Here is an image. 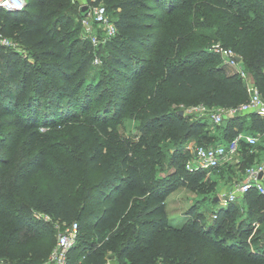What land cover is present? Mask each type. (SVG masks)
<instances>
[{
    "label": "trees",
    "instance_id": "1",
    "mask_svg": "<svg viewBox=\"0 0 264 264\" xmlns=\"http://www.w3.org/2000/svg\"><path fill=\"white\" fill-rule=\"evenodd\" d=\"M187 1L86 0L89 6L104 5L115 27L99 57L109 83L84 79L98 42L87 40L72 56L69 38L75 25L64 15L68 0H25L20 10L0 7V33L13 42L0 45V260H47L49 224L33 220L40 212L49 215L55 232L77 223L65 264H106L110 255L119 263L204 264L208 247L264 264V229L256 226L264 222V195L256 189L242 196V218L235 216V201L217 206L209 223L189 207L185 220L174 225L166 208L168 195L180 186L198 192L214 187V180L202 181L207 171L185 168L188 141L229 143L246 129L257 137L264 134V114L228 117L214 135L205 124L207 116L180 114L175 107H229L247 97L243 80L211 64L213 57L198 48L200 42L229 45L264 95V0ZM164 13L176 19L186 15L200 41L192 43L178 30L160 40L152 29ZM18 48L38 61L31 64ZM129 97L127 112L138 121L133 133L138 138L124 137L117 128ZM97 100L103 107L81 117ZM215 136L219 141L213 143ZM261 147L240 140V161L221 167L233 174L236 164L237 180L245 166L261 159L256 158ZM39 171L53 178L48 194L33 189L32 177ZM68 178L80 191L77 204L62 189Z\"/></svg>",
    "mask_w": 264,
    "mask_h": 264
},
{
    "label": "rangeland",
    "instance_id": "2",
    "mask_svg": "<svg viewBox=\"0 0 264 264\" xmlns=\"http://www.w3.org/2000/svg\"><path fill=\"white\" fill-rule=\"evenodd\" d=\"M70 5H69V9L64 11V15H70L71 19L74 22V27L70 30V44L73 47L72 50V56L73 58H76L81 50L83 49V45L85 42H87V40L91 41L92 36H96L98 38V44L93 45L94 49H93V53L94 56L92 58V60L89 61L88 66L85 70L84 73V79L87 81H98L99 79H102L104 82H108V76L107 73L105 72V67L102 63L99 62H95L94 61V57H97L100 60V55L102 54V49H103V41H104V35L101 31V29H99V27L97 26L96 23H91V30L85 31L84 30V24L82 23L81 19L79 18L78 15V10H79V6L81 4H85L87 3L86 0H68ZM198 3L196 0H188L187 3ZM202 4V2H201ZM207 5H210V3H208ZM211 6V5H210ZM182 7H178V9L174 12H180ZM174 13L172 14H163V17L160 19V22L158 24V26H154L152 29V32L154 33V35H162L160 40H166V38L171 34V36L173 35L174 31L178 30L181 31L183 33V35H186L189 37L190 41L192 43H195L196 41H200V35L198 33V31L192 29L191 27H189V25L186 23L187 21V16L184 14H181L180 19H176ZM88 15V14H87ZM167 28H172L173 30H171V32L167 31ZM177 32V31H176ZM11 40V39H10ZM12 41V40H11ZM69 41V40H68ZM67 41V43H68ZM159 41V39H158ZM13 43V42H12ZM215 45L221 46L223 48L226 49H231L229 47V45H223L221 44L219 41H212V42H200L198 48H202V50L206 53H210L211 56L213 57L211 60V64H216V65H221L224 68V71L226 73H230V71H232V67L225 65L224 63V58H223V54L215 49ZM232 50V49H231ZM18 53L20 55H22L23 57H25L27 59L28 62H30L31 64L36 63V61H38L39 58L34 57L31 53H27L26 50H22L20 48L17 49ZM234 51V50H232ZM251 77V76H250ZM253 81V79H251ZM253 83L255 84V82L253 81ZM107 92V91H106ZM105 92V94H106ZM261 92V91H260ZM263 93L261 92V95ZM264 95H262L263 101H264ZM131 97L128 98L127 102L125 103V105L123 106V108L121 109L120 115H119V123L117 125L118 130L120 131V133L127 138H138V136H133V133H137V124L138 121L136 120L135 116L133 114L128 113V108H129V103L131 101ZM104 102L97 100L94 101L93 103H91L89 109H86L84 112L81 113V117H85L90 115V113L94 110H99L100 108H102ZM189 104H184V103H178L175 105L176 108L178 109H182L183 111H185V109L188 107ZM189 115H192L190 113H188ZM264 114V109L260 112L257 113V116L261 117V115ZM204 120L206 121V126H208V130L213 133L214 135L218 133V127L220 125H222L227 119H223V121L219 124H215L214 122L211 121V119L205 117ZM42 130L45 127H40ZM246 131H248L249 134H254L250 129H246ZM255 135V134H254ZM148 137V135H147ZM165 141H168V139H166ZM211 142H218L219 139L217 138V136H215L214 139L210 140ZM166 143V142H165ZM170 143H167L168 146H170ZM173 144V143H172ZM257 144H259V146L261 147L260 150L258 151V153L256 154V158H263L264 157V134L263 136L258 137L257 139ZM159 146H162V144H159ZM170 151H173V147L171 146ZM1 151V149H0ZM256 152V151H255ZM245 154V153H244ZM15 156L17 157L18 155L15 154ZM240 161V160H239ZM165 167V165H164ZM167 167H169V165H167ZM231 167H234V172L233 174H231L230 171H228V169H225V167H220L219 170L217 169L216 171H211V172H204V176L202 178V181H206L208 182V180H214L215 183L213 184L214 187L213 189H209L203 192H198L195 189H192L191 187H187V186H180L178 187L176 190L172 191L168 197H167V204H166V208L169 210V213L171 215L170 220L172 222V224L174 225H179L181 224L186 218V211L188 210V208L193 207L196 212L201 214V220L205 223H209L211 221V217H212V213L213 210L218 206L217 205V201L214 202L213 201V197L214 196H220L222 194H224L225 192L228 191L229 187L231 186V183L234 181L236 175V170L235 168L237 167V165H231ZM5 168L3 167V170ZM228 171V172H227ZM229 175H232V177L229 178ZM75 180L73 179H65L64 182V188H62L63 190H65L67 193H69L70 196V200L72 201V203L77 204L80 201V191L73 185ZM32 183H33V189L37 192V193H43V194H48L51 192L52 190V186H53V178L51 177V175L48 172L45 171H39L37 172L33 177H32ZM235 216L237 218H242L246 215V210H245V205H244V201H243V197H239V199H237L235 201ZM45 213H40V212H34L33 213V220L34 221H41L44 224H49L45 231H46V236H48V241L51 245V249L50 251H48L46 253V259L49 260L50 262H43L44 264H55V262L53 260H50V254H51V250L55 247L56 244V239H57V233L59 232V230H57V232H55L54 227H51L50 222V217L49 215H47ZM55 225V223H54ZM44 226V225H42ZM256 226H259L262 230L264 229V222L257 223ZM56 227V225H55ZM25 236H28L30 234V230H25L24 231ZM52 234V236H51ZM89 238L93 241V236L91 234H89ZM47 239V237L45 238ZM31 243H34L35 241L33 240ZM252 248V245H251ZM32 253V249L30 250V252L28 253V255L30 256ZM108 264H133L127 260L119 263L116 260H114L112 258V256H108ZM203 263L204 264H249L247 262L241 261L227 253H222V252H218L214 249H212L211 247H208L205 249V252L203 254ZM12 263H7L5 261L0 260V264H18V262H13ZM41 263V264H43ZM39 264V263H38ZM159 264H167V263H159Z\"/></svg>",
    "mask_w": 264,
    "mask_h": 264
},
{
    "label": "built area",
    "instance_id": "3",
    "mask_svg": "<svg viewBox=\"0 0 264 264\" xmlns=\"http://www.w3.org/2000/svg\"><path fill=\"white\" fill-rule=\"evenodd\" d=\"M24 4L25 0H0V7L4 9L20 10ZM81 21L85 26L84 30L88 32L91 30V23H96L104 38L113 35L115 32L114 24L101 3L91 5L88 15L82 17ZM91 42L96 44L98 38L92 36ZM0 45L12 46L13 43L8 37L0 33ZM214 47L223 54L225 65L233 68L231 72L236 73L243 80L247 97L244 101L229 107H208L202 103H197L188 105L185 111L196 116H207L215 124L242 113H260L264 109L263 98L250 75L236 59L235 52L218 45ZM94 61L100 62L97 57H94ZM257 139L256 135L238 132L229 143L196 144L194 140L188 141L184 145V149L189 153V157L185 161V168L188 171L202 169L211 172L229 162L237 163L239 161L237 155L239 141L243 140L249 145H254ZM259 173H261L260 177H258ZM250 188H254L264 195V157L244 167L241 177L234 180L228 191L219 196L217 205L224 206L230 201H236ZM212 216L215 217V213ZM77 227V223L72 222L63 229H58L56 244L50 254V260H53L55 264H65L68 249L74 244L77 236ZM46 261L50 262L49 260Z\"/></svg>",
    "mask_w": 264,
    "mask_h": 264
},
{
    "label": "water",
    "instance_id": "4",
    "mask_svg": "<svg viewBox=\"0 0 264 264\" xmlns=\"http://www.w3.org/2000/svg\"><path fill=\"white\" fill-rule=\"evenodd\" d=\"M89 9H90L89 4H87V3H85V4H81V5L79 6L78 13H79V15H80L81 17H84V16H86V15L88 14ZM6 10L10 11L11 9H6ZM236 59L239 60V56H236ZM178 112H179L180 114H182V113H183V110H182V109H179ZM260 176H261V173L258 174V177H260ZM218 199H219V197H218L217 195L214 196V198H213L214 201H218Z\"/></svg>",
    "mask_w": 264,
    "mask_h": 264
},
{
    "label": "crops",
    "instance_id": "5",
    "mask_svg": "<svg viewBox=\"0 0 264 264\" xmlns=\"http://www.w3.org/2000/svg\"><path fill=\"white\" fill-rule=\"evenodd\" d=\"M230 73H232L231 71H230ZM231 162H229V163H227V164H230Z\"/></svg>",
    "mask_w": 264,
    "mask_h": 264
}]
</instances>
